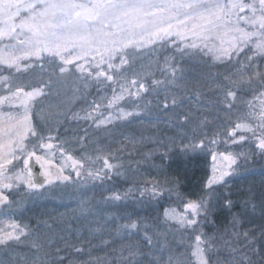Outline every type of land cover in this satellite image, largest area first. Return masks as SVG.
Instances as JSON below:
<instances>
[{"label": "snow or ice", "instance_id": "1", "mask_svg": "<svg viewBox=\"0 0 264 264\" xmlns=\"http://www.w3.org/2000/svg\"><path fill=\"white\" fill-rule=\"evenodd\" d=\"M157 42L162 46H174L182 54L199 53L201 57H208L214 62L232 64L235 61L236 71L233 75L247 84L250 99L243 101L247 111L241 122L236 123L227 135L232 138V143H237V130L251 133L256 147L264 154V71L258 63L264 61V0H0V65L8 69L15 67L18 71V61L34 59L40 62L43 69L44 61L47 60L57 65L58 75L70 71L72 66L77 71L86 72V80L107 82L112 94L110 98H102L106 103L89 101V110H84L83 116L76 114L73 117L91 121L96 127L138 115L125 111L119 102L125 99V93L132 97L147 91L145 84L135 74L128 78L114 73L121 72L124 65L130 64L128 49H142ZM84 64L88 65L87 69ZM169 67V75L174 80L175 66ZM225 80L228 81L225 97L235 101L238 97V82L229 76H225ZM160 83L158 80L153 81L154 85ZM0 85L7 93L0 96V106L6 104L9 109L18 106L24 108L22 117L11 111L0 115V205L10 206L4 190H11L17 181L23 180L29 189L37 190L44 188L45 184L68 181L71 177L62 175L61 169L54 178L50 172L41 173L45 177L43 182L32 179L29 162L34 158L44 169L46 161L37 154V145L33 144L30 148L26 141L30 136L35 137L40 149H51L52 144L44 143L45 138L28 123L27 101L45 93L43 89H13L10 78L6 76H0ZM175 106L176 101L173 99L171 107ZM169 107L165 99L163 108L167 110ZM233 107V103L227 104L229 111ZM179 118L187 122L190 117L184 114ZM84 139L82 137L81 141ZM238 139L244 141L246 137L240 135ZM200 144L203 147V141ZM61 151L63 153V148ZM102 152L103 149L98 148L95 159L102 160L104 170L88 171L91 179L102 180L108 176V171L120 167L110 163V155H100ZM220 155L229 161V168L236 164V158L232 155ZM67 159L72 161L74 169H84L85 164L92 162V157L76 160L68 155ZM212 159L216 160L215 154ZM18 160H22L27 169L26 175L14 171L13 162ZM81 174V171H76L78 177ZM230 174L222 170L217 175L214 168L205 186L211 188L225 182L224 178ZM158 194L153 192V196ZM111 198L119 200L121 197L116 194ZM223 206L231 208L232 201L225 198ZM85 210L81 208V211ZM184 210L190 211L192 216L178 213L174 209L171 215L166 209L164 215L166 220L174 219L181 228L196 231L199 221L195 217L200 216L206 220L211 206L202 198L184 204ZM123 227L135 229L137 225L133 222ZM244 235L247 239L249 234ZM22 236L26 238L27 233L15 222L0 226V246L13 241L18 243ZM144 240L148 245L152 244V237L147 233ZM33 247L39 251V245L34 244ZM211 249L212 241L205 233L198 232L194 242L189 245L190 251L169 254L166 264H192L193 258L195 264H212L209 255ZM76 251L81 252L82 249L77 248ZM251 251V256L245 253L237 258L233 248L229 253L230 258H226L224 264H257L254 260L257 256L259 264H264V245L259 249L252 247ZM142 257L139 247L133 244L123 249L117 259L119 264H141ZM26 264H37V261L33 258L32 261L26 260ZM39 264H43V261ZM60 264H63V258ZM150 264L165 262L160 257L153 258Z\"/></svg>", "mask_w": 264, "mask_h": 264}, {"label": "trees", "instance_id": "2", "mask_svg": "<svg viewBox=\"0 0 264 264\" xmlns=\"http://www.w3.org/2000/svg\"><path fill=\"white\" fill-rule=\"evenodd\" d=\"M128 60L130 64L124 65L119 75L124 74L123 76L132 78L135 74L145 84L147 91H141L138 96L131 98L125 93V99L119 104L121 107H133L135 110L140 107L143 111L149 112L144 114L143 119L134 116L125 119L126 122L123 120L119 123L137 136L149 134L156 135L159 139L148 146L134 145L130 149L129 159L134 161L136 166V176L133 181L125 180L119 175L114 176L111 170L108 171L107 177L98 180H101L100 185L104 187L101 197L106 199L107 204H112L107 208L120 213L117 223L123 215L127 214L130 219L126 221V225L134 222L137 227L130 229L129 232L132 233L130 238L121 232L120 228L117 229L116 224L110 228L113 231L102 227L94 233L84 232L81 235H73L74 240L71 243L76 245L63 247L65 254L63 264H69L70 261L73 264H97L98 259L99 264H119L117 259L119 253L133 244L141 247L143 253L141 264H150L153 258L160 257H163L166 263L169 254L190 251L189 245L194 242V236L198 232L205 233L212 241V249L209 252L212 264H216L217 261L224 264L225 259L230 258L229 253L233 248L237 255L242 256L247 253L251 256L252 247L259 249L264 245V235H262L264 232V199H262L264 154H261L256 145L247 147V155L241 157L240 162L237 163L239 169L238 174H235L238 179L235 180L238 182L236 185L227 181L225 185L213 188L205 186L210 170V153L217 148V141L215 140V144L212 143L215 137L214 132L221 124L214 119L213 114L217 112L222 116L224 106L222 105L220 110L215 111V109L216 106L219 107V95L225 92V87L228 85L225 76L239 82V78L233 75L236 71L235 61L232 64L214 62L208 57H201L199 53L182 54L174 46H162L159 42L129 52ZM258 63L264 71V61H258ZM169 65L175 66L174 80L169 75L171 71ZM56 69L57 65L47 60L44 61L43 69L40 62L32 60L28 66L19 68L18 71L16 68L8 69L5 65H1L0 74L10 78L13 89L17 87L25 91L43 89L45 94L33 100V106L36 105L37 108L51 103L62 107L71 95L81 93L82 98L72 105L69 116L62 121L56 116H51L44 125L47 128L51 126L52 129V126L56 124L57 128L52 131L57 137L65 136L67 133H77L81 136L83 133L81 128H88L90 121L83 122V119L73 117L76 114L83 116L84 110H89L88 102L94 100L93 96L110 98L111 88L106 82L91 81L92 85H89L85 77L70 72L58 75ZM154 80L162 83L154 85ZM50 81L51 86H49ZM100 85L104 87L101 91L98 90ZM88 86L92 87L86 90ZM72 87H75V90L71 89ZM238 93L248 95L247 86H242V90ZM102 98L101 101L106 103ZM165 99L170 105L167 110L163 108ZM173 99L176 101L175 107H171ZM208 103L213 105H211L213 110L209 109ZM207 106L209 108H205ZM236 112L239 110L231 116H235ZM184 114H189L191 121L189 125L178 121V118ZM169 122H177L183 127L185 125L184 135L179 137V128L173 127V124ZM81 123L85 128L78 125ZM121 124L117 125L118 131L111 133L109 142L116 139L119 130L122 131ZM166 124L172 128H166ZM41 125L43 124L40 123L39 128L42 127ZM74 125L77 129L72 131L71 127ZM203 129L207 130L203 147L190 145L189 140L193 137L200 140ZM118 142L122 143L119 138ZM147 150H152L150 155H147ZM132 166L129 165V168ZM18 167L23 169L22 165ZM91 168L90 166L88 169ZM154 191L159 194L153 196ZM116 192L121 198L118 202L112 203L115 199L111 197H114ZM202 198L210 203L211 211L206 220L199 217V227L196 231L192 228L179 229L176 224L166 222L163 218V210L166 207L181 208L185 201H199ZM225 198L232 201L231 208L223 206ZM124 210L125 213H123ZM143 220L146 223L144 226ZM145 233L152 237V244L149 247L144 245V240L141 246L137 243L139 239L141 241L144 238ZM245 233L249 234L247 239ZM234 234L236 238L238 237L236 244L242 245L241 248L235 247ZM57 241L60 243V239ZM161 241L164 247L161 246ZM151 247L155 249L154 257L149 254ZM77 248L82 251L77 252ZM87 258L90 260L86 263L83 260ZM254 260L259 264L258 256L254 257ZM53 262L47 264H60V261ZM192 264H195L194 259Z\"/></svg>", "mask_w": 264, "mask_h": 264}, {"label": "rangeland", "instance_id": "3", "mask_svg": "<svg viewBox=\"0 0 264 264\" xmlns=\"http://www.w3.org/2000/svg\"><path fill=\"white\" fill-rule=\"evenodd\" d=\"M135 50L138 49H128L127 58L129 57V52ZM32 60L34 61V59H22L18 61V67L22 68L24 66H28L32 62ZM116 63L119 64V60H117ZM84 68L87 69L88 65L84 64ZM69 72L81 77H86L87 75L86 72L82 73L80 71H77L72 66H70V71L66 72L65 74ZM120 73L121 72L114 74L119 76ZM0 76L5 75L0 74ZM87 81V84L89 85H92L91 81L96 82L92 79H87ZM238 85L239 87L237 91H239L242 86H247L246 83H243L241 81L238 82ZM91 87L88 86L86 90ZM103 88L104 87L100 85L98 90L101 91ZM71 89L75 90V87H72ZM238 94L239 95L237 99L235 101H231L229 99H226L225 92H222L219 95L218 99L219 107L216 106L215 109V111L220 110L219 108H221V106L223 105L224 109L222 111V116L221 113L217 112L213 114V116H215L214 119L221 122V124L217 126L214 132L215 137L213 139L217 141V148L215 147L216 149L210 153V170L207 180L213 175L214 168L217 175L222 170L228 171L231 174L224 178L225 182L215 184L211 188L219 185H225L227 181H230L232 185H236L238 182L235 181L237 179L235 174H238L237 171L239 169L237 167V165L239 164L237 163L240 162L241 157L243 158L247 155V147L256 145L254 138L251 137V133L237 130V143H232V138L227 135V132L230 131L236 123L241 122V118L247 111L245 109L246 106L244 105L243 101L250 99V96L247 94ZM3 95H7V93L5 92L3 86L0 85V96ZM93 97L94 100L97 101H101L102 98V96L100 95H96ZM80 98H82L81 93L73 94L69 97L67 103L62 107L55 106L54 104L56 103H51L39 106L37 108L36 105L33 106L34 98L27 101L29 114L28 123L32 127H34L41 136L45 138L43 141L44 143L52 144V148L40 149L38 147L39 142L36 141L35 137L31 136L29 137L28 141H26V143L29 144L30 148L33 144L37 145V154L41 155L46 161L45 168L43 169L44 172H50L54 178L56 173L62 169V175L70 176L71 179L68 181H55L53 185L45 184L44 188L37 190L29 189L27 183L21 180L17 181L11 190H4V194L9 198L10 206L0 205V226H3L9 222H15L24 229V231L27 233V237L25 238L24 236H22L20 242L18 243L13 241L9 242V244L6 246H0V264H26V260L32 261L33 258L36 259L37 264H39L40 261H43V264L54 263L53 261L59 263L60 259L64 258L65 256L63 252L64 248L76 245V243H71V241L74 240L73 235H81L84 232L94 233L102 227H104L103 229L105 230L113 231L110 228L112 226H115V224V227L117 229L120 228L119 230L126 234L128 238H130V235L132 234L129 232L131 228L123 227L124 225H126V221L130 219V216L127 214L123 215V218L120 219L119 223H117V219L119 218L120 213H116L115 210L113 211L110 208H107L109 206H112V204H107L106 199H103L101 197V194L104 193V187H102L100 185L101 182H99L101 180L91 179L88 177L87 173L88 171H94L96 169H100L102 171L104 170L102 160L95 159L97 155V149L100 148L103 149V152L100 153V155H110V163L114 165H120L119 168L112 169L111 173H113L114 176L119 175L125 180L128 179L133 181L134 177L136 176V166L135 162L129 159V156H131L130 149L133 148L134 145L148 146L151 143L157 142L159 138L156 135L151 136L149 134L137 136V134L127 130L126 127H123L124 125L122 126V124L119 123L120 121L123 122V120L125 119L113 121V123L111 124L101 125L100 127L94 126L90 121L89 123L92 127L89 126L88 128H86L87 130L81 128L83 130L81 136H78L77 133H67V135L65 136L57 137L53 134L52 131V129L57 128L56 124L52 126V129L51 126H48V128L44 126L46 120L48 118L50 119L51 116H56L58 117V119H61V121L65 117L69 116L70 110L73 107L72 105H74V103ZM229 102L234 104V109L232 108L230 111L227 108V104ZM16 103L17 105H19V101H17ZM211 105L210 103H208V106L210 108L208 106L205 108L213 110ZM122 108L125 111L138 113V115H136L138 119H143V116L145 117L144 114L149 112L148 110L143 111L140 107H137V110L133 109V107L127 106H124ZM237 110H239V112H236L235 116H231V114ZM9 111L21 117L24 115V108L22 106H18L12 109H9L6 104L0 106V115L5 114ZM106 114L107 113L105 112V115ZM130 118L132 117H128L126 119ZM220 119L222 120L220 121ZM178 121L181 123L184 122L180 118H178ZM83 122H85V120H83ZM190 122L191 121L189 119L185 123L189 125ZM40 123L43 124L41 125V128H39ZM169 123L173 124V127L176 126L177 128H179V137H182L184 135L186 127L185 125L183 127L180 126L177 122ZM118 124H121L123 129L122 131L119 130V134H116V139L113 140V142H109L111 133H113V131H118ZM78 125L84 127L82 123ZM165 127L172 128L167 124L165 125ZM203 127L205 128V126ZM74 129H77L76 125L71 127L72 131ZM206 132L207 130L205 131V129H203V135L201 138H199L200 140H197V138L195 137L189 140L190 145L194 147L201 145L200 142L205 140ZM240 135H244L246 137V140L239 141L238 137ZM49 136H51L52 139H47ZM82 137L85 138L83 141H81ZM118 138L120 139V141H122V143L118 142ZM61 148H63V153L61 151ZM157 151L158 149L156 150V152ZM151 152L152 150H147L146 153L147 155H150ZM220 153L232 155L234 158H236V164H233L231 168H229V161L224 159L220 155ZM213 154L216 155L215 161L212 159ZM68 155H72L76 160H81V158L83 157H92V162L85 164V167L87 166L88 168H90L91 166L92 168L74 169L72 166V161L67 159ZM13 163L15 165L14 171L23 172L25 175L27 174V171L25 169L21 170L18 167L20 165L24 167L22 160L14 161ZM129 165L133 166L129 168ZM76 171H81L82 174L78 177L76 175ZM116 194H118V192L114 193L113 196H115ZM116 201L118 202L119 200L115 199V201L112 203H116ZM188 202L185 201V203L182 204L181 208L175 206L166 207L163 210V218L165 219V221L176 224L174 219L166 220L164 215L166 209L169 211V215L172 214V210L174 209L178 213H183L184 215L191 217L192 213L190 211L185 212L184 210V204ZM82 207L86 210L81 211ZM123 213H125V210ZM199 217L200 216H197L195 218L199 221ZM142 223L143 226L146 224L144 220L142 221ZM176 225L179 227V229H182L178 224ZM234 236L235 239L233 241L235 243V247L241 248L242 245L237 246L236 244L238 237L236 238V234H234ZM58 239H60V243L59 241H57ZM143 240L144 238H142L141 241L139 239L137 243L141 246V243L144 242V245L149 247L147 242ZM34 244L39 245L38 252L33 247ZM162 245H164V243L161 241V246ZM139 249L141 250V247H139ZM151 249L152 250L149 252V254L151 257H154L155 249L152 247ZM56 252L58 254H55ZM239 256L240 255H237V258H239ZM89 260L90 259L87 258L83 261L87 263ZM70 262L71 264H73L72 261Z\"/></svg>", "mask_w": 264, "mask_h": 264}, {"label": "water", "instance_id": "4", "mask_svg": "<svg viewBox=\"0 0 264 264\" xmlns=\"http://www.w3.org/2000/svg\"><path fill=\"white\" fill-rule=\"evenodd\" d=\"M29 168L32 170V179L36 182H43L45 177L41 174V167L39 164L36 163L35 159L33 158L29 162Z\"/></svg>", "mask_w": 264, "mask_h": 264}, {"label": "flooded vegetation", "instance_id": "5", "mask_svg": "<svg viewBox=\"0 0 264 264\" xmlns=\"http://www.w3.org/2000/svg\"><path fill=\"white\" fill-rule=\"evenodd\" d=\"M25 169V167H23V169L22 170H24ZM26 171H27V169H25ZM44 172V170L43 169H41V173H43Z\"/></svg>", "mask_w": 264, "mask_h": 264}]
</instances>
